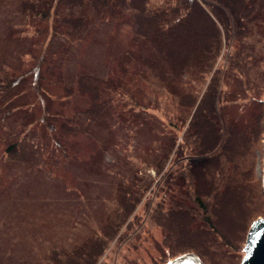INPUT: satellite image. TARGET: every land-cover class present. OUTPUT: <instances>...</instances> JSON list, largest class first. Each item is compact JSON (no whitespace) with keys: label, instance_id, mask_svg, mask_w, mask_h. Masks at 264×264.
Returning a JSON list of instances; mask_svg holds the SVG:
<instances>
[{"label":"trees","instance_id":"trees-1","mask_svg":"<svg viewBox=\"0 0 264 264\" xmlns=\"http://www.w3.org/2000/svg\"><path fill=\"white\" fill-rule=\"evenodd\" d=\"M0 11L11 23L41 27L49 39L27 68L5 71L0 66V164L15 172L21 179L16 183L23 186L8 202L0 247L22 240L28 249L14 251V260L4 249L0 259L11 264H105L111 244L130 236L143 201L162 231L158 246L166 255L161 264L188 252L210 264L208 247L227 252L236 235L230 233L229 218L237 216L242 224L250 214L249 154L261 115L257 122L243 123L231 112L236 97L227 87L233 80L244 85L242 78H231L232 72L251 63L248 54L243 57L245 47L233 52L228 65H221L220 58L225 44L235 39L249 42L257 58L264 56V0H0ZM121 15L132 21L134 34L131 46L119 55V77L88 70L55 77L49 63L54 39L72 50L94 22ZM126 78L127 88L138 84L142 99L131 93L129 109L123 106L119 112L113 93ZM56 83L67 100L88 95L90 105L72 116L56 110ZM162 104L172 108L168 122L150 112ZM261 111L258 124L264 126V106ZM117 117L125 122H111ZM40 129L46 142L37 138ZM79 133L98 143L81 164L86 176L76 177L64 197L56 196L55 189L37 195L35 183L41 187L53 172L45 168L47 141L67 159L70 147L64 136ZM141 135L148 137L143 144ZM122 144L134 149L123 152ZM258 182V194L264 196L262 173ZM98 183L106 184L107 191L100 188L93 219L90 201L98 199H91V185ZM261 216L264 210L248 220L237 261L224 264H240L248 230ZM28 247L40 257L33 260Z\"/></svg>","mask_w":264,"mask_h":264},{"label":"rangeland","instance_id":"rangeland-1","mask_svg":"<svg viewBox=\"0 0 264 264\" xmlns=\"http://www.w3.org/2000/svg\"><path fill=\"white\" fill-rule=\"evenodd\" d=\"M92 31L88 36L82 40L74 49H69L59 40L54 39L53 51L49 58V63L53 64L55 77L65 72H76L81 71H92L106 77H119V55L124 50L131 46V41L134 34V26L132 21L121 15L117 19L112 20L111 18L99 20L93 23ZM49 41L45 32L41 27L27 26L22 27L11 20L7 19L4 12L0 11V66H3L4 70L11 71L12 68L20 71L27 68L32 63V56L41 52L42 47ZM245 47L243 57L246 56L251 61L250 67L238 71V69L231 75V78L237 77L244 81L242 86L240 81L233 80L227 87L228 94L235 93V104L231 107L232 115L239 118L243 123L245 122H257L256 115L260 118L258 122H263L262 111L264 106V56L257 58L256 52H252L251 44L249 42L241 41V39H235L231 44L226 45L223 48L222 57L220 58L221 65H228L233 52H238L240 47ZM236 52V53H237ZM255 55L254 56H251ZM18 68V69H17ZM46 72V70H45ZM242 72V73H241ZM239 76V77H238ZM241 76V77H240ZM263 79H262V78ZM129 78L123 79L124 86L113 93L114 104L118 105V111L129 109V99L131 93L142 99V94L138 87V84H131L134 87L127 88L126 81ZM247 82L250 85L247 86ZM243 84V83H242ZM52 87V92L57 97L55 100L54 107L56 110H62L69 116H72L76 110L82 109L90 105L91 101L88 95H76L71 99L67 100L64 96V90L60 83H56ZM128 90L130 92H128ZM33 95V94H32ZM233 97V96H231ZM31 100H35L34 95L31 96ZM37 112L40 111V105L35 106ZM38 108V109H37ZM158 120L161 122H168L167 117L172 113V108L168 104H162L156 109L150 111ZM127 114L126 111H124ZM128 117V114L127 116ZM256 119V120H255ZM111 122H125L122 118L111 119ZM128 122V121H126ZM256 124L254 130L253 143H251L250 154H249V168L250 177H252L251 184L249 186L252 191V198L250 206V214L247 221L255 215L262 214L264 210V196L259 193V180L263 170L264 160V126ZM37 138L45 139L46 134L40 129L37 132ZM148 139L147 135H141L139 138L140 143H145ZM41 140V139H40ZM127 138L124 136V141ZM46 142L41 140V142ZM64 141L69 145V159H65L61 153L54 151L52 145L47 141L45 144L46 149L43 151L45 157L48 159L46 170L49 168L53 172H48L47 179L42 182L41 187L38 183L36 185L37 195L44 194L47 190H56V196H66V190H70L75 186L76 177L86 176L82 171V162L89 160L92 153L97 150L98 143L93 139L89 138L83 133L77 135L64 136ZM123 141V142H124ZM125 146V147H124ZM121 148L123 152H129L134 149L133 146H127L122 144ZM51 156V157H50ZM108 161L112 160L110 154L106 155ZM49 171V170H48ZM161 178L157 176L158 179ZM17 174L9 172L7 169L0 164V193L2 194L4 201L0 199V225L3 223L7 212L10 210L8 202L14 200L17 196L16 192L23 188L17 184ZM258 180V181H257ZM54 186V188H53ZM93 196L91 199H98L100 196V188H105L107 191L106 184L98 183L91 185ZM12 190V191H11ZM109 190V189H108ZM16 191V192H15ZM256 193V195H255ZM19 194V192H18ZM90 195V193H89ZM156 199V198H154ZM156 200L153 202L155 203ZM7 202V203H6ZM94 203L90 207V214L93 219L97 218V209L100 206L101 200H91ZM146 202H142L136 213L137 222L133 224V228L130 236L120 241H115L111 244L107 250L103 260L105 264H161L164 261L165 251L162 246V231L161 229L151 221L149 213L146 212ZM8 204V205H7ZM237 217V216H236ZM235 216H231L227 223L230 233H236L233 238V244L228 248L227 252L216 247H208L207 252L209 256L208 262L210 264H224L228 263V259L235 262L240 254V244L245 229L249 223L240 222ZM232 218V219H231ZM239 221V222H238ZM24 235V233H22ZM12 236L15 234L12 233ZM22 235V236H23ZM126 235V234H125ZM24 237V236H23ZM6 239V238H4ZM3 242L2 236H0V244ZM30 246V245H29ZM29 248V247H28ZM8 251L11 259L14 260L16 253L23 250H28L25 241H9L7 244L1 245L0 257L3 258L1 251ZM31 250V258L40 257V253L34 251V247L29 248ZM4 250V251H5ZM16 251V253L14 252ZM13 254H15L13 257ZM168 256V255H167ZM11 260H1L0 264H11ZM127 262V263H126Z\"/></svg>","mask_w":264,"mask_h":264},{"label":"water","instance_id":"water-1","mask_svg":"<svg viewBox=\"0 0 264 264\" xmlns=\"http://www.w3.org/2000/svg\"><path fill=\"white\" fill-rule=\"evenodd\" d=\"M262 179L264 187V160ZM165 264H204V262L197 254L188 252L170 259ZM240 264H264V216L257 218L251 224Z\"/></svg>","mask_w":264,"mask_h":264}]
</instances>
